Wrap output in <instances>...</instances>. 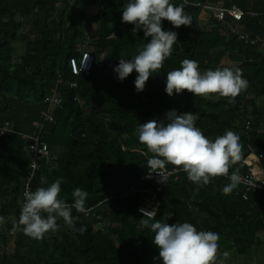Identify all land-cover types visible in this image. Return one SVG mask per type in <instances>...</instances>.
<instances>
[{
    "label": "trees",
    "instance_id": "16d2710c",
    "mask_svg": "<svg viewBox=\"0 0 264 264\" xmlns=\"http://www.w3.org/2000/svg\"><path fill=\"white\" fill-rule=\"evenodd\" d=\"M127 2L0 0V124L8 122L14 131L0 136V264L162 262L152 242L155 234L141 225L148 217L138 212L140 206L155 207L149 224L165 220L171 212L169 224L188 222L197 231L218 233L221 253L235 248L242 255L264 247V190L247 191L239 182L225 195L228 177L196 185L171 164L166 165V171L173 172L167 180L152 179L147 161L153 154L135 132L138 124L164 121L171 110L178 115L191 112L209 139L227 130L239 135L241 159L230 173L249 177L252 166L244 163L249 156L264 171V0H171L176 6L184 4L192 24L174 28L162 21L164 30L178 34L177 43L142 92L135 89V71L123 82L113 71L121 58L132 59L150 39L122 22ZM203 5L234 7L243 15L239 21L227 14L218 20ZM84 50L94 56L92 67L73 74L69 61L80 59ZM184 59L198 61L201 72L242 69L248 88L234 103L187 91L170 97L164 91L166 74ZM52 89L62 96L56 107L44 102ZM42 112H49L52 120L45 121ZM35 122L41 123L39 131ZM36 131L50 162L41 160L28 189L62 178L60 198L68 203H73L75 188L86 191L85 207L91 211L72 212L79 218L76 227L86 228L83 234L64 226L62 219L57 221L59 230L41 240L15 227L32 162L29 141L21 135ZM41 177L47 184H41Z\"/></svg>",
    "mask_w": 264,
    "mask_h": 264
},
{
    "label": "clouds",
    "instance_id": "9594fccd",
    "mask_svg": "<svg viewBox=\"0 0 264 264\" xmlns=\"http://www.w3.org/2000/svg\"><path fill=\"white\" fill-rule=\"evenodd\" d=\"M165 20L174 28L192 24L191 16L184 11V4L176 6L171 0H128L124 6L122 22L133 25V32L143 31L145 37H150L137 55L132 59L121 58L113 69L120 82L135 71L137 92H142L150 76L163 68L165 60L172 54L173 45L177 43L178 34L163 29L162 21ZM247 88L248 81L243 78L242 69L217 68L201 72L198 61L184 59L178 69L167 72L164 91L170 97L183 91L201 97L218 95L234 103L235 98ZM196 120L197 116L191 112L178 115L171 110L166 113L164 121L152 119L138 124L135 129L138 140L153 154L147 161V167L150 173L158 174L160 180H166V165L171 164L184 171L193 184L203 186L213 178L228 177L229 183L222 191L230 195L241 179L238 171L230 173L233 163L241 159L240 137L227 130L214 140L209 139L196 126ZM40 182L47 184L44 177ZM64 182L61 178L47 187L38 186L34 191L29 188L24 192L25 202L15 227L25 236L34 240L43 239L47 233L59 230L58 219L75 232H85L84 226L76 227L79 218L73 217L72 212L75 209L77 213L87 215L91 211L85 207L88 193L77 187L72 192L73 203H68L60 198ZM155 216L156 211L153 210L147 219L140 222L155 234L152 242L159 250L162 264H225L230 257L228 251L220 252L218 233L197 231L188 222L169 224L167 220L171 218V212L165 220L149 224ZM3 223L4 218L0 217V225Z\"/></svg>",
    "mask_w": 264,
    "mask_h": 264
},
{
    "label": "built area",
    "instance_id": "2783aa9c",
    "mask_svg": "<svg viewBox=\"0 0 264 264\" xmlns=\"http://www.w3.org/2000/svg\"><path fill=\"white\" fill-rule=\"evenodd\" d=\"M202 8H203V10H213L214 16L218 20H223L227 14L230 17H232L234 20L239 21L243 15L241 10L236 9L234 7L230 8V9H226L223 7H214L211 5H203ZM238 37L242 40H245V41L248 40V36L245 34H240ZM251 42L253 43V41H251ZM81 53H82V55H81L80 59L71 58L69 61V66H70L71 72L73 74H78L81 72L87 73L91 69L92 64L94 62V56L90 52L84 50ZM59 82H60V80H58V83ZM72 86H74V85H72ZM61 98H62V96L59 93V91L52 89L51 94H49L45 97L44 102H46L51 107H54V106L56 107L57 105H59L61 103ZM41 115L45 121H51L52 120V116L50 115L49 112H42ZM33 126L37 129V131H39L41 129V123H39V122L33 123ZM37 131L32 133V134H22L21 135L22 138L28 139V141H29L28 151L32 156V162L30 165L29 175H28L27 182L25 185V191L28 190V184L31 181V180H29V177H31V179H32L34 174L36 173V171H38L42 167L43 161H41V160H45V162H44V163H46L45 165H47L50 162V152L47 149V146L39 139V136H38L39 132H37ZM13 132L14 131L8 122H4V123L0 124V136L3 134L13 133ZM252 157H253V159H252L253 161H251V162L249 161L247 165H251L253 168L254 163L255 164L257 163V159L254 156H252ZM250 160H251V158H250ZM244 163L246 164V161H244ZM257 169L259 170V174H260L259 177H256L252 173V171H250L251 173H250L249 177L240 175V178H241L240 183H243L247 186V191L264 190V171L259 169L258 166H257ZM167 173H168V175H167V179H168V177L173 172L167 171ZM149 177H151L152 179H159L160 180V177L155 172L149 174ZM153 200H154V198H151L149 201L153 202ZM24 202L25 201L23 200V204H24ZM153 210H155V207H153V206H140L138 208V212L144 216H147V217L149 215V212H151Z\"/></svg>",
    "mask_w": 264,
    "mask_h": 264
},
{
    "label": "crops",
    "instance_id": "0c3cea01",
    "mask_svg": "<svg viewBox=\"0 0 264 264\" xmlns=\"http://www.w3.org/2000/svg\"><path fill=\"white\" fill-rule=\"evenodd\" d=\"M232 248H229L225 251H228L230 254ZM239 256H245L243 257H236L234 261H230L229 258L225 261V264H264V247H252L250 248L246 254H239L236 252ZM249 257V259H248ZM222 258V257H221ZM245 259V260H243Z\"/></svg>",
    "mask_w": 264,
    "mask_h": 264
},
{
    "label": "rangeland",
    "instance_id": "374dc122",
    "mask_svg": "<svg viewBox=\"0 0 264 264\" xmlns=\"http://www.w3.org/2000/svg\"><path fill=\"white\" fill-rule=\"evenodd\" d=\"M202 26H203V23H202ZM89 27H90V30H91V32H93V30H94V26L93 25H91L90 23H89ZM16 49H17V53H21L22 52V47L20 46V45H17L16 46ZM250 158H251V160H250ZM253 159V157L252 156H249V157H247V159H245V161H246V164H248V162L250 161H253L252 160ZM252 173L256 176V177H259L260 176V174H259V170L257 169V164H255L254 163V166H253V168H252ZM231 254H230V257H229V260L230 261H234L235 259H236V257H245V256H239V255H237L236 254V250H235V248H232L231 249ZM248 259H249V257H248ZM243 260H245V259H243ZM156 264H162V262H158V263H156Z\"/></svg>",
    "mask_w": 264,
    "mask_h": 264
}]
</instances>
